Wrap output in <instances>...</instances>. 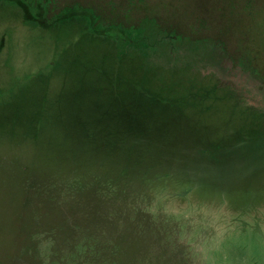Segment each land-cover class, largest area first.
I'll return each instance as SVG.
<instances>
[{
  "label": "rangeland",
  "instance_id": "374dc122",
  "mask_svg": "<svg viewBox=\"0 0 264 264\" xmlns=\"http://www.w3.org/2000/svg\"><path fill=\"white\" fill-rule=\"evenodd\" d=\"M0 264H264V0H0Z\"/></svg>",
  "mask_w": 264,
  "mask_h": 264
}]
</instances>
